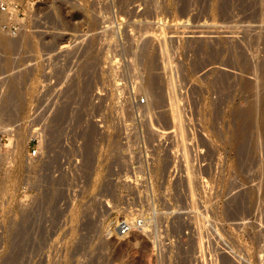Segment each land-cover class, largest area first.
<instances>
[{
  "label": "rangeland",
  "instance_id": "1",
  "mask_svg": "<svg viewBox=\"0 0 264 264\" xmlns=\"http://www.w3.org/2000/svg\"><path fill=\"white\" fill-rule=\"evenodd\" d=\"M6 1L0 264H264V0Z\"/></svg>",
  "mask_w": 264,
  "mask_h": 264
},
{
  "label": "built area",
  "instance_id": "2",
  "mask_svg": "<svg viewBox=\"0 0 264 264\" xmlns=\"http://www.w3.org/2000/svg\"><path fill=\"white\" fill-rule=\"evenodd\" d=\"M48 1L50 0H31V2L33 3H46ZM8 10H9V3L6 0H0V12H6ZM141 101H144V100L141 99ZM31 153L35 155L37 153V150L34 148ZM136 222L138 224L137 227L141 226L143 223V218L136 219ZM119 230L121 233H127L131 230L126 220H123L120 222Z\"/></svg>",
  "mask_w": 264,
  "mask_h": 264
},
{
  "label": "bare ground",
  "instance_id": "3",
  "mask_svg": "<svg viewBox=\"0 0 264 264\" xmlns=\"http://www.w3.org/2000/svg\"><path fill=\"white\" fill-rule=\"evenodd\" d=\"M6 15H7V14H6ZM10 17H11V16H10ZM14 17H15V16H14ZM14 17H13V18H14ZM174 115H175V114H174ZM175 117H177V116H174V118H175ZM263 125H264V124H263ZM125 179H126V178H125ZM146 221H147V220H146ZM143 228H145V227H143ZM143 231H145V230H143Z\"/></svg>",
  "mask_w": 264,
  "mask_h": 264
}]
</instances>
